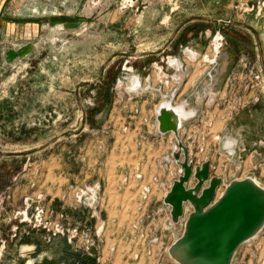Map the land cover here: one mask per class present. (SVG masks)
<instances>
[{"label": "rangeland", "instance_id": "obj_1", "mask_svg": "<svg viewBox=\"0 0 264 264\" xmlns=\"http://www.w3.org/2000/svg\"><path fill=\"white\" fill-rule=\"evenodd\" d=\"M179 142L216 196L264 187V0H0V264H176Z\"/></svg>", "mask_w": 264, "mask_h": 264}, {"label": "water", "instance_id": "obj_2", "mask_svg": "<svg viewBox=\"0 0 264 264\" xmlns=\"http://www.w3.org/2000/svg\"><path fill=\"white\" fill-rule=\"evenodd\" d=\"M158 130L174 132L180 123L173 110L160 107L156 116ZM174 153L180 173L163 201L170 206L173 223L183 215L184 205L191 207L184 222V229L167 253L176 264H231L236 250L254 239L264 228V187L249 177L232 180L216 196L221 180L209 178V162L194 168V187L186 188L191 175V162L187 149L180 142ZM183 154V161L179 155ZM206 183V184H204ZM217 197V198H216Z\"/></svg>", "mask_w": 264, "mask_h": 264}, {"label": "built area", "instance_id": "obj_3", "mask_svg": "<svg viewBox=\"0 0 264 264\" xmlns=\"http://www.w3.org/2000/svg\"><path fill=\"white\" fill-rule=\"evenodd\" d=\"M203 149H201L200 151H202ZM207 161V160H206ZM189 162H191V175H190V177H189V181L187 182V183H185L184 184V186L186 187V188H189V187H194V185H195V183H196V179L194 178V168L195 167H200V164H194L193 162H192V160H190L189 159ZM187 184V185H186ZM168 192H166V193H164V195H163V197H162V201H163V198H164V196L167 194ZM188 206V208H189V210H188V208H186L185 206H184V208H183V213H185L186 214V212L187 211H190V207H189V205H187ZM163 214H164V228H165V239L167 238V236L168 235H174L175 234V232L173 233V231L176 229V226L174 225V224H172L171 223V214H170V206L169 205H167V204H165L164 203V201H163ZM180 227H182V228H184L183 227V224L180 226ZM150 242L151 243H153V242H159V238H158V236H151L150 237ZM168 247H169V245H167L166 244V251H167V249H168ZM152 251V250H151ZM261 257H263V256H261ZM260 264H264V258H261V260H260Z\"/></svg>", "mask_w": 264, "mask_h": 264}, {"label": "bare ground", "instance_id": "obj_4", "mask_svg": "<svg viewBox=\"0 0 264 264\" xmlns=\"http://www.w3.org/2000/svg\"><path fill=\"white\" fill-rule=\"evenodd\" d=\"M215 48L218 49L217 47H215ZM160 107L165 108L166 110H167V108L170 109L171 111L173 110V113L175 114V117L177 118V119H176L177 124H178V122L180 123L181 120L184 118L185 113H184V111H183L182 106L175 107V108H170V106L167 105L166 103H162ZM160 107H159L158 110H157V113H156L157 115H158V111H159ZM255 183H256V182H255ZM254 239H256V238L254 237ZM254 239H253V240H254ZM251 240H252V239H251Z\"/></svg>", "mask_w": 264, "mask_h": 264}, {"label": "crops", "instance_id": "obj_5", "mask_svg": "<svg viewBox=\"0 0 264 264\" xmlns=\"http://www.w3.org/2000/svg\"><path fill=\"white\" fill-rule=\"evenodd\" d=\"M262 176V175H261ZM261 176H260V179H261Z\"/></svg>", "mask_w": 264, "mask_h": 264}]
</instances>
